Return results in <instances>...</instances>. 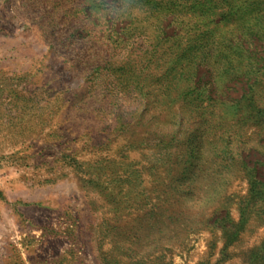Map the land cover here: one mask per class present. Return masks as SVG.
<instances>
[{
  "label": "rangeland",
  "instance_id": "obj_1",
  "mask_svg": "<svg viewBox=\"0 0 264 264\" xmlns=\"http://www.w3.org/2000/svg\"><path fill=\"white\" fill-rule=\"evenodd\" d=\"M0 105V264H264V0H0Z\"/></svg>",
  "mask_w": 264,
  "mask_h": 264
},
{
  "label": "crops",
  "instance_id": "obj_2",
  "mask_svg": "<svg viewBox=\"0 0 264 264\" xmlns=\"http://www.w3.org/2000/svg\"><path fill=\"white\" fill-rule=\"evenodd\" d=\"M0 107H1V105H0ZM8 122H10L9 123L10 125L14 124L12 120H10ZM14 122L16 123L17 121H14ZM2 124H3V119H2L1 111H0V125H2ZM0 139H2V130H1V128H0ZM43 231H44V228L39 227V226H36V227L34 226V233L39 234V233H43Z\"/></svg>",
  "mask_w": 264,
  "mask_h": 264
}]
</instances>
